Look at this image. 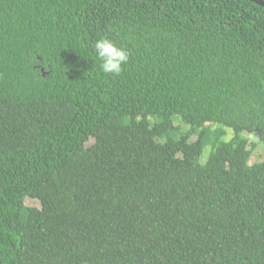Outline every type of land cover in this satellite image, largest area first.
<instances>
[{
    "label": "trees",
    "instance_id": "obj_1",
    "mask_svg": "<svg viewBox=\"0 0 264 264\" xmlns=\"http://www.w3.org/2000/svg\"><path fill=\"white\" fill-rule=\"evenodd\" d=\"M262 143L263 5L0 0V264H264Z\"/></svg>",
    "mask_w": 264,
    "mask_h": 264
},
{
    "label": "clouds",
    "instance_id": "obj_2",
    "mask_svg": "<svg viewBox=\"0 0 264 264\" xmlns=\"http://www.w3.org/2000/svg\"><path fill=\"white\" fill-rule=\"evenodd\" d=\"M93 47L95 54L100 61L101 71L104 74L119 76L123 72L124 66L129 60V52L127 49L117 45V43L108 36L98 39ZM206 161L207 159L202 162L206 163Z\"/></svg>",
    "mask_w": 264,
    "mask_h": 264
},
{
    "label": "rangeland",
    "instance_id": "obj_3",
    "mask_svg": "<svg viewBox=\"0 0 264 264\" xmlns=\"http://www.w3.org/2000/svg\"><path fill=\"white\" fill-rule=\"evenodd\" d=\"M180 123L178 122L179 125ZM217 126H214V128H216ZM189 128V127H188ZM226 129L227 135L225 136L227 139H230L233 136V131L231 130V128L225 126L224 127ZM249 137L251 138V141H258L256 136H254V134L249 135ZM197 138V134H194L193 139ZM209 145H207L204 148V152L202 155V161L204 162L206 159H208L209 157V148H207ZM264 160V143L262 144H258L257 147H253V153H251V163H256L259 161ZM27 203L29 205H33V206H39V203L33 199V198H28L27 199Z\"/></svg>",
    "mask_w": 264,
    "mask_h": 264
},
{
    "label": "water",
    "instance_id": "obj_4",
    "mask_svg": "<svg viewBox=\"0 0 264 264\" xmlns=\"http://www.w3.org/2000/svg\"><path fill=\"white\" fill-rule=\"evenodd\" d=\"M253 1H255V2H257V3H259V4L264 6V0H253Z\"/></svg>",
    "mask_w": 264,
    "mask_h": 264
}]
</instances>
